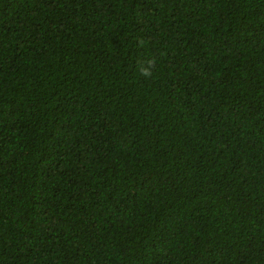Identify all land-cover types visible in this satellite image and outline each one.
Here are the masks:
<instances>
[{
	"label": "trees",
	"instance_id": "16d2710c",
	"mask_svg": "<svg viewBox=\"0 0 264 264\" xmlns=\"http://www.w3.org/2000/svg\"><path fill=\"white\" fill-rule=\"evenodd\" d=\"M0 264H264V0H0Z\"/></svg>",
	"mask_w": 264,
	"mask_h": 264
},
{
	"label": "clouds",
	"instance_id": "9594fccd",
	"mask_svg": "<svg viewBox=\"0 0 264 264\" xmlns=\"http://www.w3.org/2000/svg\"><path fill=\"white\" fill-rule=\"evenodd\" d=\"M145 75H148V74H150L149 72H147V71H145V73H144Z\"/></svg>",
	"mask_w": 264,
	"mask_h": 264
}]
</instances>
